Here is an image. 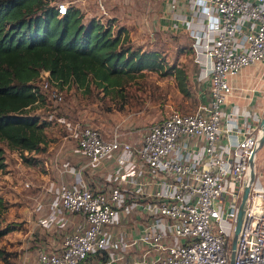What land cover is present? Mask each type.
I'll use <instances>...</instances> for the list:
<instances>
[{
  "label": "built area",
  "instance_id": "obj_1",
  "mask_svg": "<svg viewBox=\"0 0 264 264\" xmlns=\"http://www.w3.org/2000/svg\"><path fill=\"white\" fill-rule=\"evenodd\" d=\"M67 7L57 4L58 13ZM100 10L107 14L102 4ZM163 18L188 35L206 92L193 112L170 111L138 143L49 113L46 120L64 133L53 155L58 178L21 186L40 188L32 205L39 228L71 231L30 264H83L93 255L99 264H230L245 188L233 264H264V106L253 103L264 91L245 97L234 82L264 65V0H166ZM56 84L40 71L36 88L61 103ZM241 98L251 104H237ZM95 173L103 181L93 188L87 174Z\"/></svg>",
  "mask_w": 264,
  "mask_h": 264
},
{
  "label": "rangeland",
  "instance_id": "obj_2",
  "mask_svg": "<svg viewBox=\"0 0 264 264\" xmlns=\"http://www.w3.org/2000/svg\"><path fill=\"white\" fill-rule=\"evenodd\" d=\"M59 3L78 6L84 14V21L90 17H100L104 22L115 19L117 25L126 26L135 41H142L143 47L158 50L169 65H178L186 71L191 98L183 97L179 93L175 78L170 73L161 75L148 72L129 84L118 96L108 95L94 87L87 93L75 85L64 86L58 89L63 94L61 103L44 96L43 102L31 109L32 113L47 117L55 111L72 121L98 128L104 135L119 133L124 140L138 143L148 127L162 120L170 111L193 112L196 109L200 95L207 90L208 80H197L199 68L194 63L188 35L183 30L175 32L167 27L170 21L163 18L166 0L55 1V4ZM101 4L106 15L101 13ZM263 72L264 65H252L242 72L243 75L239 76L236 85L246 89L243 94L248 97L252 90L258 95L260 91H264ZM245 75L252 78L241 81L240 78ZM262 94L264 92L253 103L264 106ZM239 100L245 101L242 98ZM46 133L47 150L39 156V163L34 166L25 164L16 152L1 143L5 148L7 168L4 173H0V189L7 194L5 199L9 205L1 219V225H14V230L0 238V248L9 254L7 260L0 259V264L34 263L39 249L55 251L51 247L61 245L64 237L71 231L70 227L61 231L39 228L36 225V216L32 214V205L40 188L23 189L21 186V182L26 179L32 180L35 185L39 181L44 182L42 177L49 174L51 178L50 174L56 170L53 155L63 143L64 133L52 124L46 129ZM71 160L72 163L84 162V159L76 157ZM259 164L264 166V149L259 153ZM5 173L14 179L15 185L12 188L16 187L15 189L6 185L9 178H4ZM87 178L93 188L95 183L100 184L103 181L99 173L87 174ZM27 218L31 220L27 221Z\"/></svg>",
  "mask_w": 264,
  "mask_h": 264
},
{
  "label": "trees",
  "instance_id": "obj_3",
  "mask_svg": "<svg viewBox=\"0 0 264 264\" xmlns=\"http://www.w3.org/2000/svg\"><path fill=\"white\" fill-rule=\"evenodd\" d=\"M55 1L0 0V173L7 168L1 143L30 166L47 150L51 124L31 112L44 100L36 88L41 70L58 88L75 85L90 93L94 87L115 96L148 72L170 73L179 93L191 98L186 71L169 65L158 50L134 45L126 26L99 17L84 21L75 5L60 15ZM8 206L0 192V238L14 230L1 225ZM8 256L0 248V259Z\"/></svg>",
  "mask_w": 264,
  "mask_h": 264
},
{
  "label": "water",
  "instance_id": "obj_4",
  "mask_svg": "<svg viewBox=\"0 0 264 264\" xmlns=\"http://www.w3.org/2000/svg\"><path fill=\"white\" fill-rule=\"evenodd\" d=\"M260 129L262 131V136H261V139L259 141V145L262 146L263 142H264V113H263V116L261 119ZM249 164H250V179L252 181L254 178V155H252V157L250 158ZM247 196H248V188H245L243 191V195H242V199H241L239 208H238L237 220H236V225H235L234 234H233V238H232V252H231V257H230V264L234 263V251L233 250L235 248L236 239H237L238 233H239L240 228H241L243 215H244V206H245Z\"/></svg>",
  "mask_w": 264,
  "mask_h": 264
},
{
  "label": "crops",
  "instance_id": "obj_5",
  "mask_svg": "<svg viewBox=\"0 0 264 264\" xmlns=\"http://www.w3.org/2000/svg\"><path fill=\"white\" fill-rule=\"evenodd\" d=\"M129 34H130V31H129ZM130 37H131V40H132V43L134 44V45H138V46H143L142 44L143 43H141L140 41H135V39L132 37V35L130 34ZM144 49H146V48H148V47H143ZM148 49H152V48H148ZM242 74V73H241ZM240 74V75H241ZM239 75V76H240ZM243 75V74H242ZM239 76L235 79V84H236V82H237V84H238V81H239ZM252 78L251 76H248V75H245L244 77H242V78H240L241 79V81H243V79H246V81H247V79L248 78ZM238 79V80H237ZM237 87H239L238 85H236ZM262 96V95H261ZM245 97H248L247 95H245ZM245 101H243V102H241L240 100L238 101H235L237 104H239V105H242V106H247V105H250L251 103H249V99L248 98H245L244 99ZM6 163H7V160H6ZM53 170H55V169H53ZM56 171V172H55ZM55 171H52V173L50 174L51 175V178L52 179H57L58 178V171H57V169L55 170ZM99 173H100V171H99ZM8 176H10V175H8V173H5L4 174V178H7ZM9 178V180H8V182L6 183V185L8 186V187H11L12 188V186H14L15 185V183H14V179H12V177H8ZM44 180H47V179H49V174L48 175H45V176H43L42 177ZM92 182H94L93 180H91ZM18 182V181H17ZM43 181H39L38 183H42ZM19 186H20V183H19ZM16 187H13L12 189H15ZM0 192H1V189H0ZM1 194L4 196V198H6V196H7V194L6 193H2L1 192ZM27 221H30L31 219L30 218H27L26 219ZM60 247V245L58 244L57 246H53V247H51V248H53V249H57V248H59ZM99 260L97 259V258H95V257H93V256H90L83 264H99Z\"/></svg>",
  "mask_w": 264,
  "mask_h": 264
}]
</instances>
